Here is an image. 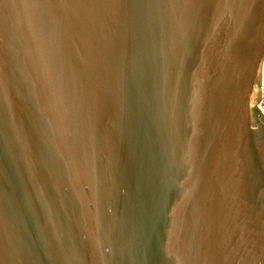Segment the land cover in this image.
<instances>
[{
    "label": "water",
    "instance_id": "obj_1",
    "mask_svg": "<svg viewBox=\"0 0 264 264\" xmlns=\"http://www.w3.org/2000/svg\"><path fill=\"white\" fill-rule=\"evenodd\" d=\"M264 0H0V264H264Z\"/></svg>",
    "mask_w": 264,
    "mask_h": 264
},
{
    "label": "built area",
    "instance_id": "obj_2",
    "mask_svg": "<svg viewBox=\"0 0 264 264\" xmlns=\"http://www.w3.org/2000/svg\"><path fill=\"white\" fill-rule=\"evenodd\" d=\"M257 106L261 111V113L264 115V68L262 70V75H261V85H260V92L257 101Z\"/></svg>",
    "mask_w": 264,
    "mask_h": 264
}]
</instances>
